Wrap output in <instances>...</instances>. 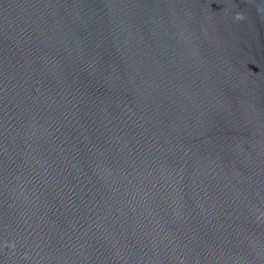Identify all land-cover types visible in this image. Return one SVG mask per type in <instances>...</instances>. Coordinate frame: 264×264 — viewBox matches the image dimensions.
Returning <instances> with one entry per match:
<instances>
[{
	"label": "water",
	"instance_id": "obj_1",
	"mask_svg": "<svg viewBox=\"0 0 264 264\" xmlns=\"http://www.w3.org/2000/svg\"><path fill=\"white\" fill-rule=\"evenodd\" d=\"M0 264H264V0H0Z\"/></svg>",
	"mask_w": 264,
	"mask_h": 264
}]
</instances>
